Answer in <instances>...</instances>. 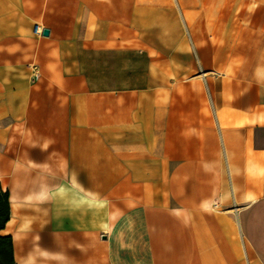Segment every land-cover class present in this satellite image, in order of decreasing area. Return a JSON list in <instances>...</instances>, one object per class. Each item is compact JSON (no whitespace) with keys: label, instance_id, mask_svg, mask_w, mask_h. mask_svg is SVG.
Here are the masks:
<instances>
[{"label":"crops","instance_id":"crops-1","mask_svg":"<svg viewBox=\"0 0 264 264\" xmlns=\"http://www.w3.org/2000/svg\"><path fill=\"white\" fill-rule=\"evenodd\" d=\"M0 194V264H264V0H0Z\"/></svg>","mask_w":264,"mask_h":264},{"label":"trees","instance_id":"trees-1","mask_svg":"<svg viewBox=\"0 0 264 264\" xmlns=\"http://www.w3.org/2000/svg\"><path fill=\"white\" fill-rule=\"evenodd\" d=\"M8 219V202L6 194H0V229L3 228L4 224ZM9 241L8 238H0V253H4L5 243Z\"/></svg>","mask_w":264,"mask_h":264},{"label":"water","instance_id":"water-1","mask_svg":"<svg viewBox=\"0 0 264 264\" xmlns=\"http://www.w3.org/2000/svg\"><path fill=\"white\" fill-rule=\"evenodd\" d=\"M42 35H43V36H47V35H48V31H47V30H43V31H42Z\"/></svg>","mask_w":264,"mask_h":264},{"label":"built area","instance_id":"built-area-1","mask_svg":"<svg viewBox=\"0 0 264 264\" xmlns=\"http://www.w3.org/2000/svg\"><path fill=\"white\" fill-rule=\"evenodd\" d=\"M36 32H39V30L37 29V31Z\"/></svg>","mask_w":264,"mask_h":264},{"label":"rangeland","instance_id":"rangeland-1","mask_svg":"<svg viewBox=\"0 0 264 264\" xmlns=\"http://www.w3.org/2000/svg\"><path fill=\"white\" fill-rule=\"evenodd\" d=\"M39 33H41V31Z\"/></svg>","mask_w":264,"mask_h":264}]
</instances>
